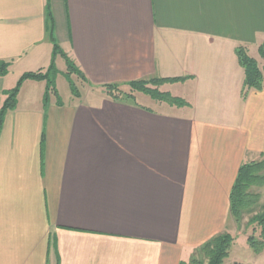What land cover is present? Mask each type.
<instances>
[{
	"label": "crops",
	"instance_id": "0c3cea01",
	"mask_svg": "<svg viewBox=\"0 0 264 264\" xmlns=\"http://www.w3.org/2000/svg\"><path fill=\"white\" fill-rule=\"evenodd\" d=\"M48 1L0 0V60L12 61L0 109L25 72L53 60ZM50 6L89 92L46 108V82L26 80L5 115L0 264H180L231 233L239 169L264 159V87L244 95L237 55L244 46L264 64V0ZM152 77H188L160 88L189 105L115 100L104 86Z\"/></svg>",
	"mask_w": 264,
	"mask_h": 264
},
{
	"label": "trees",
	"instance_id": "16d2710c",
	"mask_svg": "<svg viewBox=\"0 0 264 264\" xmlns=\"http://www.w3.org/2000/svg\"><path fill=\"white\" fill-rule=\"evenodd\" d=\"M47 21L51 39L54 44L53 60L47 69L25 72L18 80L16 86L6 92L7 97L0 109V133L5 115L8 111L16 108L20 89L26 80L31 79L47 82L44 95V106L46 108L50 104V94L52 92L58 94L56 88L54 86L52 87V83H54L53 78L57 70L56 57L58 55H62L67 61V75L70 76L69 81L72 93L76 97L81 96V90L71 78V75L76 74L84 81L87 80V78L75 62L69 58L54 35V18L50 0L47 4ZM259 54L264 60V42L259 46ZM237 55L241 66L245 69L244 95H246L250 89L261 90L264 87V64L261 66L260 62L255 57L251 56L244 46H239L237 48ZM11 64L12 61L10 60H0V77L9 73ZM186 78L188 77H152L133 80L125 84L113 83L104 86L107 94L115 100H135V93L141 92L149 95L155 100L165 101L171 105L186 106L189 105V103L184 98L160 88L166 83L179 82ZM58 103L62 104L63 102L59 99ZM262 185H264V159L242 164L230 194L231 215L237 221L243 219V216L249 210H252V212L254 211L253 208L258 203L260 194L253 192L252 187ZM249 222L259 226L260 234L259 236L255 234L250 235L247 238L248 243L256 254H261L264 252V205L260 211L251 217ZM234 240V236L229 232L216 235L199 248L207 261L194 254L189 260H183L180 264H224L226 259L230 256Z\"/></svg>",
	"mask_w": 264,
	"mask_h": 264
},
{
	"label": "rangeland",
	"instance_id": "374dc122",
	"mask_svg": "<svg viewBox=\"0 0 264 264\" xmlns=\"http://www.w3.org/2000/svg\"><path fill=\"white\" fill-rule=\"evenodd\" d=\"M66 62H64V64ZM62 63V60L58 61V63L56 62L57 70L53 78L54 83H52V87L54 86L56 88L58 94L52 92L50 94V101L53 97H55L57 101L60 99L62 102H65L70 100L72 96V89L69 81L70 76L67 75L68 64L64 68ZM71 78L76 82L79 89L83 90L84 93L88 96L89 90H86V86H83V80L76 74H72ZM138 102L149 106L158 105L157 102L147 94L140 95L138 98ZM252 191L260 194V199L256 206L253 208L254 211L252 212V210H249L248 212H246L243 216V219H241L240 221H237L231 215V234L234 236L235 240L230 251V256L226 259L224 264H264V252L261 254H256L250 247L247 240V238L252 234H255L256 236H259L260 234L259 226L257 224H251L249 221L251 217L258 211H260V209L264 205V185L253 186ZM195 255L207 261L204 254L199 250V248L195 252Z\"/></svg>",
	"mask_w": 264,
	"mask_h": 264
}]
</instances>
